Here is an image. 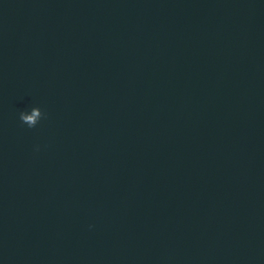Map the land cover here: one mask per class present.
<instances>
[{
    "label": "water",
    "instance_id": "water-1",
    "mask_svg": "<svg viewBox=\"0 0 264 264\" xmlns=\"http://www.w3.org/2000/svg\"><path fill=\"white\" fill-rule=\"evenodd\" d=\"M0 264H264V0H0Z\"/></svg>",
    "mask_w": 264,
    "mask_h": 264
},
{
    "label": "clouds",
    "instance_id": "clouds-1",
    "mask_svg": "<svg viewBox=\"0 0 264 264\" xmlns=\"http://www.w3.org/2000/svg\"><path fill=\"white\" fill-rule=\"evenodd\" d=\"M25 119H29V120H30V119H31V117H25Z\"/></svg>",
    "mask_w": 264,
    "mask_h": 264
}]
</instances>
